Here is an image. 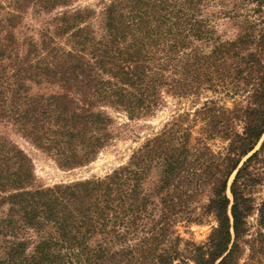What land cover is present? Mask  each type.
Wrapping results in <instances>:
<instances>
[{
    "label": "trees",
    "instance_id": "obj_1",
    "mask_svg": "<svg viewBox=\"0 0 264 264\" xmlns=\"http://www.w3.org/2000/svg\"><path fill=\"white\" fill-rule=\"evenodd\" d=\"M257 2L234 18L242 33L224 41L217 0H111L99 16L72 8L74 0H0V124L63 171L88 166L109 144L115 121L107 109L137 119L164 96L205 91L246 101L231 109L207 102L110 175L52 187L37 184L31 158L0 134V264H264ZM29 12L48 17L38 37L21 31ZM43 86L56 91L35 93ZM216 141L223 150L212 149ZM156 170L160 180L148 187ZM210 216L217 226L207 242L188 243L185 254L175 226Z\"/></svg>",
    "mask_w": 264,
    "mask_h": 264
},
{
    "label": "rangeland",
    "instance_id": "obj_2",
    "mask_svg": "<svg viewBox=\"0 0 264 264\" xmlns=\"http://www.w3.org/2000/svg\"><path fill=\"white\" fill-rule=\"evenodd\" d=\"M111 0H74L73 7L77 9H92L99 16L104 7ZM223 3L214 9L215 12L224 13L216 20L217 36L224 41L235 40L241 33L240 22L235 17L248 15L258 4L257 0H217ZM226 13H228L226 15ZM226 15V16H225ZM252 15V14H251ZM232 16V18H231ZM48 17H38L36 13L29 12L25 17L24 28L22 33L29 36L38 37V31L42 29L43 21ZM35 93L42 92L50 94L56 89L50 87H39ZM163 101L152 115L142 118L130 119L125 113L107 109V112L114 119L115 124L111 128V140L109 144L101 151L97 159L86 167L63 171L58 168L56 162L47 154L39 151L28 143L25 139L16 133L11 127L0 124V134L18 145L33 161L35 167V176L37 184L44 187H52L59 184H67L80 180H89L94 178H104L113 171L126 165L132 154L142 147L146 141L163 131L179 115L191 113L210 101H214L219 106L233 108L237 104H244L245 98L242 96H232L227 93H213L210 91L203 92L197 98L177 99L164 96ZM198 129V128H196ZM214 151L223 150L225 145L216 141L211 143ZM161 174L154 171L146 183L152 187L159 182ZM256 192V203L264 198V186L259 187ZM199 207V206H198ZM200 213L201 210L198 209ZM217 226L214 217H204L201 224L179 223L175 226L176 235L181 239V251L186 254L187 247L190 244L204 245L213 229ZM248 226L251 232L256 231L257 219L253 215L248 219ZM246 254H248L246 252ZM245 260L242 261L244 263Z\"/></svg>",
    "mask_w": 264,
    "mask_h": 264
}]
</instances>
